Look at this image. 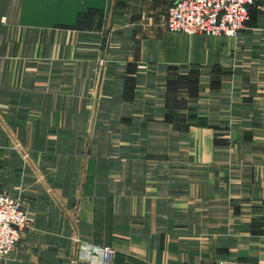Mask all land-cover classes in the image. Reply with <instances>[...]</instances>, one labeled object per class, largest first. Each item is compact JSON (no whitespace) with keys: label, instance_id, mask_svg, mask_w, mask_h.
Here are the masks:
<instances>
[{"label":"crops","instance_id":"1","mask_svg":"<svg viewBox=\"0 0 264 264\" xmlns=\"http://www.w3.org/2000/svg\"><path fill=\"white\" fill-rule=\"evenodd\" d=\"M170 6L0 0V188L35 219L0 264L263 263L231 242L264 241V0L238 41Z\"/></svg>","mask_w":264,"mask_h":264},{"label":"built area","instance_id":"2","mask_svg":"<svg viewBox=\"0 0 264 264\" xmlns=\"http://www.w3.org/2000/svg\"><path fill=\"white\" fill-rule=\"evenodd\" d=\"M258 0H170L166 28L174 34L194 36L203 34L238 40L250 21V11ZM28 216L21 199L0 188V259L15 250L27 228ZM94 254L101 264H114L115 252L110 248H89L84 257ZM216 264H254L248 262ZM262 264V263H258Z\"/></svg>","mask_w":264,"mask_h":264},{"label":"rangeland","instance_id":"3","mask_svg":"<svg viewBox=\"0 0 264 264\" xmlns=\"http://www.w3.org/2000/svg\"><path fill=\"white\" fill-rule=\"evenodd\" d=\"M258 2V1H257ZM257 2H256V4H257ZM255 4V5H256ZM254 5V6H255ZM253 6V7H254ZM252 7V8H253ZM251 12V11H250ZM250 19H251V16H250ZM250 22V21H249ZM248 25V24H247ZM246 28H247V26H246ZM246 28L244 29V30H246ZM243 30V31H244ZM242 31V32H243ZM242 32H241V34H242ZM199 35H202V36H206V35H203V34H199ZM195 36V35H194ZM206 37H211V36H206ZM219 37H221V36H219ZM239 40V39H238ZM238 40H234V41H238ZM130 148V147H129ZM126 162H129V157H124L123 158V163L121 164V167H122V170H125L126 168H127V170L129 169V165H127L126 164ZM125 175V174H124ZM125 180V179H124ZM3 190V189H2ZM5 191V190H4ZM8 193V192H7ZM11 195V194H10ZM12 196H14V195H12ZM14 197H17V196H14ZM17 198H19V197H17ZM20 199V198H19ZM22 201V200H21ZM22 204H23V201H22ZM23 208H24V204H23ZM24 211L26 212V214H27V216H28V219H29V221H28V224H27V228H26V230L24 231V233H23V236H22V240L20 241V243L18 244V246H17V248L16 249H18V247L20 248V246L22 245V243H23V241H24V239H25V237H26V233L28 232V231H30V230H32L33 229V227H34V224H35V219L32 217V215L31 214H28L27 212L28 211H26V208H24ZM237 240V238H236V235L234 234L233 235V241L231 242L232 243V249H240L241 248V244H247V248L244 250V252L243 253H241L240 255H243V256H248V257H250V258H252V257H259V258H263L261 261L263 262L262 264H264V241L263 242H255V243H252V242H250V241H246V239L245 240H243L242 242H240V243H238V241H236ZM248 242H250V243H248ZM227 244H229V242H224L223 243V245H227ZM222 245V244H221ZM15 249V250H16ZM100 249H103V248H100ZM110 249H113V248H110ZM15 250H13L9 255H7V256H5L3 259H0V261L1 260H5V259H8L10 256H11V254L13 253V252H15ZM114 250V249H113ZM85 251H87V248H86V246L84 245V243L83 242H81V241H77L76 242V251H75V254H76V261H74V263H77V261L78 260H87L88 262H91L87 257H84V252ZM114 252H115V255H116V251L114 250ZM239 255V256H240ZM237 258H220V260H210V261H207V262H205V264H216V263H218V262H226V263H237V261H240V260H236ZM253 259V258H252ZM114 260H115V256H114ZM73 263V261H72V264H74Z\"/></svg>","mask_w":264,"mask_h":264},{"label":"bare ground","instance_id":"4","mask_svg":"<svg viewBox=\"0 0 264 264\" xmlns=\"http://www.w3.org/2000/svg\"><path fill=\"white\" fill-rule=\"evenodd\" d=\"M249 263V262H248Z\"/></svg>","mask_w":264,"mask_h":264}]
</instances>
